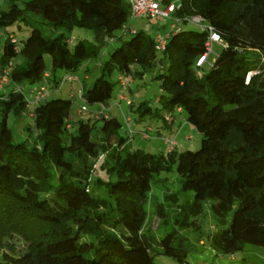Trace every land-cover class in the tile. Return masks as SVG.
<instances>
[{
	"label": "trees",
	"instance_id": "obj_1",
	"mask_svg": "<svg viewBox=\"0 0 264 264\" xmlns=\"http://www.w3.org/2000/svg\"><path fill=\"white\" fill-rule=\"evenodd\" d=\"M21 4L10 0L0 8V28L19 19L27 22L25 15L36 14L54 28L77 26L110 36L130 13L125 0ZM177 5L175 16L201 17L225 46L198 71L194 62L206 32L170 33L159 59L167 63L158 74L163 92L157 97L159 106L140 102L137 110L140 117L147 113L152 118L182 110L201 135L195 150H126L125 138L117 135L119 120L106 112L114 83L110 73L131 75V68L138 66L142 75L155 59L153 36L142 29L132 30L108 53L91 84L85 90L81 86L83 101L106 106L93 117L101 123L99 137H92L94 124L83 121H77L75 134L61 135L69 128L68 96L33 104L30 117L37 136L31 144L14 142L8 115L13 111L19 116L27 105L19 86L44 82L58 88L61 76L77 71L96 54L97 46L79 39L68 47L62 34L45 36L34 26L19 42H11L8 35L15 37L10 33L4 37L0 73L10 63L5 85L10 89L0 92V255L11 264H156L152 238L142 233L145 207L152 177L172 164L181 188L192 191L191 201L182 205L184 216L198 215L204 200H214L210 211L221 226L208 238L214 252L232 253L245 243L264 246V0H178ZM98 161L106 179L91 181ZM90 183L102 187L100 196L90 194ZM176 224L184 228L186 220ZM110 227L123 230L114 234L106 231ZM13 236L25 243L20 254L3 251L12 250L7 240ZM156 246L157 253L177 264H191L187 255L192 245L177 227L164 232Z\"/></svg>",
	"mask_w": 264,
	"mask_h": 264
},
{
	"label": "rangeland",
	"instance_id": "obj_2",
	"mask_svg": "<svg viewBox=\"0 0 264 264\" xmlns=\"http://www.w3.org/2000/svg\"><path fill=\"white\" fill-rule=\"evenodd\" d=\"M8 1L10 0H0V8L2 9L6 7ZM14 1L17 3L18 7L22 6L21 2L23 0ZM174 3V5H177V0H174ZM25 17L27 22L25 20L19 19L0 28V50L4 37L7 33L12 34L19 42L27 36L31 26L39 28L42 34L45 36L62 34L68 47H71L73 43L79 39L93 42L97 46L96 54L91 59L82 62L80 68L73 72L72 75L77 78L76 81L65 80L56 89L50 88V85H47V92L45 93L44 97L45 100L55 97L65 98L68 97L69 93L72 96L68 117L66 118L69 128L67 132L61 134L63 137L67 136L69 133L75 134L77 121L93 123L94 129L91 132L92 137L95 138L101 135L99 131V125L101 124L100 120L95 121L93 119L95 112L102 111L101 105L98 103L87 104L78 97L77 90L82 85L84 86L83 88L85 90L87 86L91 84V82L99 75V65L104 62L108 53L113 48L120 45L123 41L129 38L130 33L127 31V29H142L153 36L155 34L154 30L157 28V25L161 26L158 28V30L163 32L164 30L162 31L161 29L168 30V25L170 23L168 20L164 19L161 21H156L155 19L148 17H133L129 15L124 24L120 28L114 29L109 36L97 29H84L77 26L69 27L64 25L54 28L50 25V23L36 14H27ZM128 24L129 26L126 29L125 27ZM177 26L181 30H197V26L189 21H179ZM212 50L215 54H217L220 50V47L217 44H213ZM155 55V59L149 64L142 75H138L141 70L138 66H133L131 68L132 80L128 85V89H130V91L128 92L127 90V95L132 101L131 108L129 109L124 103H121L120 105L122 110L116 111L114 108L111 110V114L115 115L120 122L117 135L125 138L124 146L126 147V150L140 148L151 153L164 151V148L158 145V140L154 139L156 136L151 135V137L148 139H144L140 136V132L145 130L148 126L145 124L150 122L152 117L147 113H143V116L140 117L137 110L138 104L140 102H146L152 108L159 106V104L154 101L156 97L163 93L159 87L158 74L162 71H165L167 63L164 59L161 61L159 60L162 56L160 52H156ZM209 58H214V55H210ZM44 59L46 68H48L49 57L45 55ZM58 74H60V72H58ZM84 74L87 75L86 78L83 77ZM108 79L114 82L111 96L107 100V103L110 104V102L116 99L117 84L115 82V71L110 73ZM35 86V83L29 85L22 84L19 86L24 94L25 100L27 101V105H25L24 108L19 112V116L15 115L13 111H11L8 115L7 125L12 131V139L14 142L25 141L26 143L31 144L37 136V129L33 125L32 119L30 117V111L33 107L32 89ZM9 89V86H5L1 90V94H6ZM81 105L85 106V110H82L78 114L77 111ZM182 114L184 115V112ZM124 116H128L129 118L128 124L129 129L132 131L131 134L129 133L125 124ZM187 125H189L191 129L187 131V134L190 137L186 138V136H188L186 134L185 140H182L180 135H178V137L176 136V151H182L185 149L195 150L199 147L201 138L200 133L193 125L189 123H187ZM26 126L27 129L25 128ZM102 153V148L98 147V154L102 155ZM121 153H124V151ZM100 165L101 161L96 162L95 174L91 176V181L97 177L100 178V180L106 179L105 172L101 171L99 168ZM179 180L180 176L176 173L175 164H172L168 171H160L151 179V192L145 207L147 211V217L142 227V233L152 238V259L156 264H177L176 261L171 257L156 252L158 250L156 241L159 239V237L164 232L175 227L178 228L182 235L186 236L189 243L192 245V249L187 255V259L191 264H264V246L245 243L240 249L232 253L221 254L214 252L208 245V238L212 232L221 228V226L216 223L210 211V205L214 202V200H204L201 212L198 215L194 217L184 216V209L182 205H185V202L187 201H191L192 191L183 190ZM102 192V187H98L93 183H90L91 195L100 196ZM167 195H172V197H175V199L173 200L172 198L167 197ZM158 204H160V207H158ZM89 213L91 214L92 212ZM229 216L230 213L228 214V217ZM182 218L186 220L184 228H180L179 225L176 224V222ZM122 230L123 229L121 227L106 228V231L114 234H119ZM7 242L12 246V250H10V248L9 250L5 248L3 251L10 255L20 254L25 248V243L16 236L9 238ZM0 264L11 263L9 260L2 258L0 255Z\"/></svg>",
	"mask_w": 264,
	"mask_h": 264
},
{
	"label": "built area",
	"instance_id": "obj_3",
	"mask_svg": "<svg viewBox=\"0 0 264 264\" xmlns=\"http://www.w3.org/2000/svg\"><path fill=\"white\" fill-rule=\"evenodd\" d=\"M129 3L130 7V16L133 17H148L155 19L156 21L161 20H168L170 23L168 25V30L165 32H156L153 35V48L156 52L162 53L165 48V43L167 37L170 35V33L179 30V27L177 26V23L179 21H189L197 26V30L199 31H205L206 32V39L203 44V50L202 52L197 56L194 66L196 69H201L203 66L210 65L213 58H209L210 55H214L215 53L212 50V45L217 44L220 48L224 47L225 44L219 37V35L212 29V27L207 24L201 17L199 16H186V17H178L174 15V11L176 10L178 5H174L171 2L163 3L162 0H125ZM9 40L11 42H15V38H13L11 35H8ZM10 69V63L6 64L0 73V89L7 84L8 81V72ZM47 73H43V77H46ZM69 80V81H76L77 78L70 74L65 73L61 76L59 79L58 85H60L63 81ZM132 77L130 74L126 73H118L116 75V81H117V92H116V99L118 106L119 103H124L126 106L130 103V98L127 95V89L128 85L131 82ZM47 92V86L44 82L37 85L32 89V103H38L45 97V93ZM77 95L81 99L82 91L81 86L77 90ZM82 100V99H81ZM101 105L102 111L95 112L94 117H98L101 115L105 110L106 106L103 104ZM82 110H85V106L81 105L78 109L77 113L79 114ZM179 110V108H177ZM125 124L128 128L129 133L131 134L132 131L129 129V118L128 116H124ZM151 128L147 126V128L140 132V136L144 139H148L151 137ZM190 136H186V138H189ZM162 144L164 146L165 151H169L176 145V140L174 137L169 136H161L160 137ZM99 157L96 158L98 160ZM91 174H94V171L91 172Z\"/></svg>",
	"mask_w": 264,
	"mask_h": 264
},
{
	"label": "crops",
	"instance_id": "obj_4",
	"mask_svg": "<svg viewBox=\"0 0 264 264\" xmlns=\"http://www.w3.org/2000/svg\"><path fill=\"white\" fill-rule=\"evenodd\" d=\"M171 3H174V0H168ZM175 4V3H174ZM177 4H178V0H177ZM130 24V23H129ZM129 24L125 27L126 29L128 28ZM161 26L157 25V28H155V33L156 32H160V30H158V28H160ZM138 28H128L127 31L130 33L132 30H137ZM163 32H165V29H161ZM84 78L87 77L86 74H84L83 76ZM128 92L130 91V89H127ZM2 92V91H0ZM117 92V91H116ZM68 96L70 97V93L68 94ZM72 97V96H71ZM116 100V101H115ZM113 100L112 102H110V104H108V109H107V114H109L110 116H115L111 114V110L114 108L116 111L118 110H122L121 109V103H119V105L117 106V99ZM155 102H157V97L154 99ZM112 106V107H110ZM118 108V109H117ZM183 111L182 110H173L172 112H162V116L161 117H155L152 118V120L148 123H146L145 125H148L152 130H151V135L156 136V138L154 137V139L158 140V145L162 146V148H164L162 141L160 139L161 136H169V137H174L176 139V136L178 137V135H180V138L182 140H185V135L187 134V131L191 130L189 125H187L188 122H186L185 120V115L182 114ZM182 121V122H181ZM147 128V127H146ZM188 135V134H187ZM156 142V141H154ZM177 145V142H176ZM176 145L174 146V149L176 150ZM165 151V149H164Z\"/></svg>",
	"mask_w": 264,
	"mask_h": 264
}]
</instances>
